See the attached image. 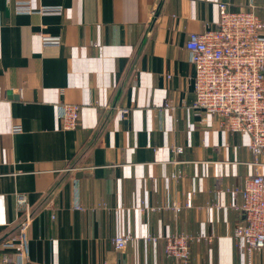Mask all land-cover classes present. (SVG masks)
<instances>
[{
    "label": "crops",
    "instance_id": "obj_1",
    "mask_svg": "<svg viewBox=\"0 0 264 264\" xmlns=\"http://www.w3.org/2000/svg\"><path fill=\"white\" fill-rule=\"evenodd\" d=\"M221 2L264 19V0H0V258L15 251L24 195L27 264H177L163 236L180 231L206 237L191 264L247 263L231 206L242 197L216 188L254 173L250 135L193 106L186 48ZM60 102L80 105L77 128H62ZM124 233L137 239L118 252Z\"/></svg>",
    "mask_w": 264,
    "mask_h": 264
},
{
    "label": "built area",
    "instance_id": "obj_2",
    "mask_svg": "<svg viewBox=\"0 0 264 264\" xmlns=\"http://www.w3.org/2000/svg\"><path fill=\"white\" fill-rule=\"evenodd\" d=\"M251 7L234 11L226 3H219L216 25L191 32L186 48L195 66L196 99L193 106L216 117L219 127L250 135L249 149L254 155V173L246 176L241 184L217 187L216 192H229L242 197L239 203L231 204L244 216L234 230L235 246L248 257L246 264H262L254 262L253 255L264 250V172L260 170L264 164L260 159L264 153V19L254 11V6ZM17 10L33 11L25 2L17 4ZM62 10L57 5L42 8L43 13H60ZM42 39L44 43L59 41V37L46 34ZM57 108L62 128L75 129L79 126V104L60 102ZM18 130H22L21 125H14L13 131ZM182 150L183 147H177L178 152ZM173 176L180 177L181 173ZM17 201L25 218L19 225L13 255L0 258V264H27L30 206L24 195H19ZM211 206L221 207L222 204L215 201ZM172 208L179 210L180 206L175 204ZM159 237L145 236L151 241H157ZM205 238L204 235L195 236L184 231L168 234L163 236L165 254L175 258L177 264H191L192 242ZM136 239L134 234L124 233L116 235L112 243L118 252H123ZM118 264L125 263L119 260Z\"/></svg>",
    "mask_w": 264,
    "mask_h": 264
}]
</instances>
